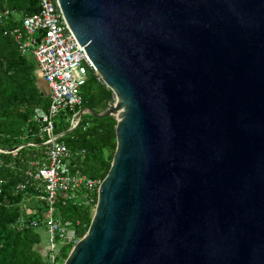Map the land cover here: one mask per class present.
Masks as SVG:
<instances>
[{
  "label": "water",
  "instance_id": "obj_1",
  "mask_svg": "<svg viewBox=\"0 0 264 264\" xmlns=\"http://www.w3.org/2000/svg\"><path fill=\"white\" fill-rule=\"evenodd\" d=\"M57 3L114 96L63 135L116 119L62 264H264V0Z\"/></svg>",
  "mask_w": 264,
  "mask_h": 264
},
{
  "label": "trees",
  "instance_id": "obj_2",
  "mask_svg": "<svg viewBox=\"0 0 264 264\" xmlns=\"http://www.w3.org/2000/svg\"><path fill=\"white\" fill-rule=\"evenodd\" d=\"M4 11L13 14L0 25V150L20 149L14 154L0 153V264H51L41 232L16 226L17 219L28 209L34 208L36 213H28L27 220H41L43 210L42 203L36 199L34 184L25 173L32 169L31 162L45 161L42 145L45 139L38 135L31 116L35 108L46 110L49 100L37 85L39 72L35 60L29 53L21 55L11 35L14 29L23 33L22 19L39 11V0H0V13ZM80 98L82 106L77 111L91 108L100 113L113 102L112 92L93 72L88 73ZM75 112L76 109L59 113L55 118V133L61 135L73 152L75 167L87 178L102 181L115 151L116 119L85 115L72 132L63 135L70 128L68 119ZM21 184L24 189L20 191L17 187ZM80 198L81 201L74 202L60 195L56 204V218L74 240L85 234L94 206L83 201V191ZM72 246L73 243L58 242L55 262L62 264Z\"/></svg>",
  "mask_w": 264,
  "mask_h": 264
},
{
  "label": "built area",
  "instance_id": "obj_3",
  "mask_svg": "<svg viewBox=\"0 0 264 264\" xmlns=\"http://www.w3.org/2000/svg\"><path fill=\"white\" fill-rule=\"evenodd\" d=\"M12 14L9 11L0 13V25ZM22 30L23 33L14 29L11 35L21 55L29 53L35 60L39 75L47 87L49 101L46 110L35 108L31 116L38 135L45 139L42 144L45 146V161L42 164L31 162L32 169L25 173L38 193L36 199L42 203V218L27 220L30 213L27 212L17 219L16 226L18 229L33 228L45 233L49 262L59 264L55 262L57 243L74 245L78 241L70 236L67 227L56 218L59 196L64 195L68 201H81L80 193L83 191V201L87 205H94V195H97L101 180L87 178L75 167L73 152L61 140V135L55 133V118L61 112L76 109L68 119L70 128L76 126L77 110L82 106L81 87L88 73L95 74V71L68 30L57 0H39V11L22 19ZM0 153L7 152L0 150ZM81 155H84V151H81ZM17 188L21 191L24 185ZM35 213L36 210L30 214Z\"/></svg>",
  "mask_w": 264,
  "mask_h": 264
},
{
  "label": "crops",
  "instance_id": "obj_4",
  "mask_svg": "<svg viewBox=\"0 0 264 264\" xmlns=\"http://www.w3.org/2000/svg\"><path fill=\"white\" fill-rule=\"evenodd\" d=\"M37 85L44 92L45 95H48L47 87H46L45 83L43 82V80H42V78H41V76L39 74H38ZM27 211H29L31 213V212L35 211V209L34 208H30Z\"/></svg>",
  "mask_w": 264,
  "mask_h": 264
},
{
  "label": "rangeland",
  "instance_id": "obj_5",
  "mask_svg": "<svg viewBox=\"0 0 264 264\" xmlns=\"http://www.w3.org/2000/svg\"><path fill=\"white\" fill-rule=\"evenodd\" d=\"M83 117H85V115H84ZM40 232H41V234L43 235V236H42V237H43V240H42L43 244H47V238H46L45 233H43L42 231H40Z\"/></svg>",
  "mask_w": 264,
  "mask_h": 264
}]
</instances>
